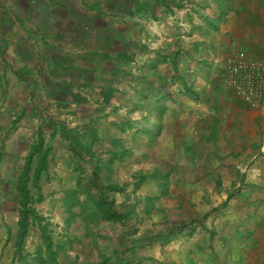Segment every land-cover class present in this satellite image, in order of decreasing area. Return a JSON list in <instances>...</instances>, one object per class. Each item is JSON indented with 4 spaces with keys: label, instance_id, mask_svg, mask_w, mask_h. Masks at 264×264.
Wrapping results in <instances>:
<instances>
[{
    "label": "crops",
    "instance_id": "1",
    "mask_svg": "<svg viewBox=\"0 0 264 264\" xmlns=\"http://www.w3.org/2000/svg\"><path fill=\"white\" fill-rule=\"evenodd\" d=\"M45 1L0 33V90L7 62L38 98L65 86L80 111L79 151L105 185L122 187L107 195L126 215L125 226L74 229L68 260L264 264V110L227 72L233 50L264 60V0ZM45 50L65 68L56 80Z\"/></svg>",
    "mask_w": 264,
    "mask_h": 264
},
{
    "label": "rangeland",
    "instance_id": "2",
    "mask_svg": "<svg viewBox=\"0 0 264 264\" xmlns=\"http://www.w3.org/2000/svg\"><path fill=\"white\" fill-rule=\"evenodd\" d=\"M47 2L51 7L64 8L57 0H47ZM34 4H38L42 11L47 7L45 0L43 2L42 0H0V33L13 28L17 22L12 17L14 14L20 15L19 13L25 9L34 10ZM17 50L20 51V49ZM45 52V58L48 57L46 61L49 65L54 64L50 66L51 72L48 78L55 79L57 74L64 72L65 68L58 63H53L51 55L46 50ZM6 65L10 73L0 90L4 96L0 98V264H9L12 256L18 200L15 179L29 145L35 137L36 129L39 127L46 143L51 146V157L48 172L42 175L40 181L43 199L36 206L38 211L52 222L54 238H67L74 229L78 233L72 235L78 237L79 231L84 229L87 222L89 223L88 232L90 230L99 232L98 225L95 227L98 220L92 219L91 204L88 200V195L97 197V191L89 189L94 181L93 174L97 173L93 170L96 167L90 154L84 155V152L80 151L83 153V157H80L72 151L80 149L76 135L80 126L77 120L79 118L77 112H80L77 105L74 104L73 98L70 97L71 99L67 100L64 97L67 91V89L64 90L65 86H62L63 91L60 93L61 89L58 88L57 81L53 84L55 89L53 91H57L56 95L55 92L50 94L51 88H46L45 82L42 81L44 77L40 80L43 88L47 90V95L43 99L38 98L39 89L36 87L37 83L29 80L31 76L24 74L23 79L26 80L25 83H21L23 79L12 73L11 68L14 65L9 62ZM16 69L15 66L13 72L18 70ZM41 84L38 82V85ZM44 93L46 92L43 91ZM106 181L97 177L100 185H105ZM72 190L79 192L76 201L83 204L82 209L76 205L71 208V211L67 210ZM71 223L76 224L72 226V231L69 228ZM134 228L128 227L127 234H135ZM38 242L39 233L33 227L26 239L25 250L32 252ZM126 246V250H131L127 244ZM69 256L65 252L61 263L75 264L73 259L68 260Z\"/></svg>",
    "mask_w": 264,
    "mask_h": 264
},
{
    "label": "trees",
    "instance_id": "3",
    "mask_svg": "<svg viewBox=\"0 0 264 264\" xmlns=\"http://www.w3.org/2000/svg\"><path fill=\"white\" fill-rule=\"evenodd\" d=\"M34 136L15 179V189L18 196L17 221L12 242L13 252L9 264H61L69 239L54 238L52 222L40 213L36 207L43 199L40 181L42 175L48 172L51 146L46 143L40 127L36 130ZM72 151L76 156L81 157L83 155L76 149ZM93 176L94 181L89 189L97 191V197L88 195L92 219L118 222L125 226V213L117 210L114 201L109 199L107 195L108 192L121 191L122 187L113 184L100 185L97 182L96 173ZM78 194V191H71L70 204L67 210L71 211V208L76 205L80 208L81 205L83 206V204L76 201ZM33 227L39 233V242L32 252H28L25 250V242L30 229ZM177 230V228H171L169 233L173 234ZM124 251L126 252L125 249Z\"/></svg>",
    "mask_w": 264,
    "mask_h": 264
},
{
    "label": "built area",
    "instance_id": "4",
    "mask_svg": "<svg viewBox=\"0 0 264 264\" xmlns=\"http://www.w3.org/2000/svg\"><path fill=\"white\" fill-rule=\"evenodd\" d=\"M228 83L252 108L264 110V60L233 50L227 63Z\"/></svg>",
    "mask_w": 264,
    "mask_h": 264
}]
</instances>
